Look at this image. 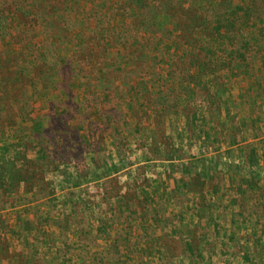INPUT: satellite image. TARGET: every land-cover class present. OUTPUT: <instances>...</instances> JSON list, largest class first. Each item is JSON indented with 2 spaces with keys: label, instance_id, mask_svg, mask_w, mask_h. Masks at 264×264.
<instances>
[{
  "label": "trees",
  "instance_id": "16d2710c",
  "mask_svg": "<svg viewBox=\"0 0 264 264\" xmlns=\"http://www.w3.org/2000/svg\"><path fill=\"white\" fill-rule=\"evenodd\" d=\"M68 1L0 0V132L15 141L10 157L0 162V208L15 206L23 199L20 196L22 185L27 192L31 181L53 167H59L56 161L61 163L64 156L68 158L75 151L80 152L77 159L84 156L87 144L78 128L71 127L74 117L81 116V98L73 96L71 84L79 79V90L88 93L86 101L91 105L99 102L98 91L112 96L123 88L129 90L137 78L144 80L154 66L149 62V53L154 43L163 37L166 30L164 24L171 25L170 37L175 35L183 43L184 49L174 72L178 75L179 71L181 83H187L184 89L191 99L185 106H180L177 103L178 92L170 91L167 95L154 90L146 91L145 85L148 84L140 80L134 90L140 108L152 105L156 132L166 131L167 118L175 109L179 110L180 116L187 118L190 125L195 123L192 116L200 109L199 106L206 105L211 114H215L228 102L238 109L237 115L242 111L235 106V101L227 98L230 78H223L221 74L229 67L230 61L239 60L241 54L246 56L245 61L249 60L250 53L257 55V47L251 45L264 36V27L258 29L256 26V31L251 32L245 26L253 21L264 24V0H207L205 3L201 0H93L89 7L80 3L83 0H73L74 10L67 11ZM80 15L83 20L79 23L77 18ZM74 21L79 28L75 33L72 31ZM5 39L18 45L19 49L13 52L12 47L4 44ZM213 44L217 45L215 51L212 50ZM262 57L263 60L264 55ZM98 65L104 66L102 70L98 69ZM206 75L212 76L209 78L210 85L198 81ZM33 79L37 80L36 86L31 85ZM258 81L257 95L264 98V76ZM38 88L53 98L47 101L46 114L38 112L28 102ZM107 105L108 108L103 110L102 125H107L110 120L116 121L119 131L123 122L109 100ZM258 106L263 109L264 102ZM259 112L250 121L253 138L264 135L262 123L261 129L258 128L261 122ZM141 116L144 117L143 113ZM232 120L227 137L237 145L244 141L240 135L243 124L235 117ZM245 121L247 124L248 121ZM93 126L89 125L90 130ZM139 131L143 138L146 128L142 124ZM68 132L73 136H69ZM170 148L166 147L160 155L169 160L181 157L180 152L178 154L177 150ZM155 155L159 156L157 152ZM33 156H37L35 160L31 159ZM249 160L253 164L258 162L256 151L250 153ZM93 167L85 175L92 173L96 179H101L103 166L98 163ZM259 175L252 174L251 178L256 179ZM195 179L196 182L201 179L204 184L201 174ZM78 183L75 182L76 185ZM186 189L200 195L199 200H194L196 207L212 206L213 202L201 194L202 187L198 188L188 181ZM11 194L13 198H10ZM60 227V234L65 238L68 227ZM26 229L31 231L32 228L29 226ZM0 230H7L1 216ZM37 240L44 245L49 242L47 235L40 239L37 237ZM159 242L168 264L174 263L180 251L189 253L192 249L203 255L199 238L191 231L182 229L175 238L164 236ZM258 242L257 252L261 256L264 254V240ZM173 243H179L180 248L173 247ZM7 244L0 236V262L8 259ZM18 257L16 264H40L35 257L32 261L19 254ZM253 258L261 263V258Z\"/></svg>",
  "mask_w": 264,
  "mask_h": 264
},
{
  "label": "rangeland",
  "instance_id": "374dc122",
  "mask_svg": "<svg viewBox=\"0 0 264 264\" xmlns=\"http://www.w3.org/2000/svg\"><path fill=\"white\" fill-rule=\"evenodd\" d=\"M206 1L207 0H201L202 3H205ZM68 2L69 3L66 6L67 11L74 10L73 0H69ZM92 2L93 0H83L80 3L89 7ZM82 17L83 16L80 15L77 18L79 23L83 20ZM253 22L254 23L245 26L246 30L253 32L257 28L260 29L264 27V24L259 21ZM164 26L166 30L164 31L163 37L154 43L152 50L149 53V62L154 66L151 67V71L144 80L137 78L134 81L135 83L131 84L129 90L123 88L122 90L117 91L118 94H115L114 92L112 96L108 95L106 92L98 91L97 96L99 102L91 105L87 104L88 101H86L88 99V93L86 94L85 91L83 92L82 90H79V79L77 78V80L71 84L70 90L73 92V96H79V99L81 98L79 104L81 116L74 117L75 119L72 122L71 127L76 126L78 128V132L80 131L81 138L84 139L85 144H87L86 148L88 149L84 151V156L80 159H77L80 152L75 151L74 153H70V157L68 158L64 156L63 160L60 161L61 163L56 161V164L58 163L57 165H59V167H53L49 172L39 175L35 181H31L29 183L30 188L27 192L24 191L25 185H22L20 188V196L24 200H20L15 206L0 208L1 217H3V211L15 209L11 214L8 213V215H6L9 220L4 217L7 230L4 232L0 230V236L8 243L6 254L8 259H4L0 264H16L19 260L18 254L20 257H23L26 260L30 259L31 261L35 257V260L40 264H90L81 261L77 262V260H75L77 252L75 254L74 252L77 249L73 244V240H75V230H77L78 227L80 228L82 225L84 229H89V223L95 224L93 227H96V224H99V212H93L90 209L100 207V211L103 209V213L109 212L113 208L121 207L122 203H119L120 199L113 198L121 194L124 196L123 199L127 196L126 201L129 206H137V203L142 204V200L140 199L141 195L138 192L141 189L144 191V187L148 185L147 183L149 180L144 177V166L140 164L144 161L146 154L141 151L144 142L139 135L140 131L137 134L133 131H135V127L138 128L140 118H142L141 114L144 113L145 110L140 108V102H138V97L136 96L134 88L141 80L142 83L148 84V86L145 85L146 91L152 92L154 90L156 92H164V94L167 95L170 94V91H173L174 93L178 92V102L183 103V105L178 103L180 106H185L186 101L182 100H185L186 96H188L187 98H190L189 95H187L188 93L186 92V89H184L187 88V83H181L179 71H177L178 75H175L174 72L176 68L175 64L180 61L179 56L184 49L183 43L177 39V36L175 35L172 38L170 37L172 35L170 24H164ZM256 26L257 28H255ZM78 30L79 28L75 25L72 31L75 33V31L78 32ZM263 37L264 36H261L259 39L252 42L251 46L257 47L256 56H254L253 53H250L248 56L249 60L245 61L246 56L241 54L239 60L230 61L229 67L223 69L224 74H221L224 76L223 78L232 76L231 79H228L230 82L228 87H233V91L228 90L226 95L228 93H234L237 95L236 100L234 99L236 103H233L241 108L242 111L239 114H242V122L245 120L248 121L246 124V127L248 128L252 127L250 123L252 115H258L259 111L261 114L259 116L261 117L259 118L261 119V122H259L258 128L261 129V123L264 128V108L261 109L258 105H256L255 108L253 107L255 105L254 101L260 98L258 97L259 95H257L258 85L260 83L258 80L262 79V76H264V59L262 60V55H264ZM4 44L12 47L13 52H16V50L19 49L18 45L12 43V41L8 39L4 40ZM212 47V50L215 51L217 45L213 44ZM229 57L230 56H228V58ZM102 67L101 65H98V69L102 70ZM211 77L206 75L201 77V79H198V81L203 83L208 82L210 85L209 78ZM152 79L154 80V83H151ZM36 84L37 80L33 79L31 85L36 86ZM31 85L29 83V86ZM51 99L53 98L50 94L45 90L38 88L36 95L33 99L28 100V102L32 108H35L38 112L46 114L48 110L47 107L49 106L47 101ZM260 99L261 102H264L263 97ZM108 100L112 103L114 110L118 112L119 120L123 122V127L120 124L119 131L116 121L114 123L110 120L107 125H102L104 124L103 110L108 108ZM52 102H54V100ZM199 108L197 114L202 110L203 106H199ZM182 117V120L176 121V133L177 129L178 132H180L179 130H182V127H184V130H187H183L187 133L192 128L202 127V122H204L203 117L201 119H196V122L190 125L188 124L187 118L185 116ZM83 118L84 120L81 122V119ZM198 120H200V123ZM126 123L128 125H126ZM91 124L94 125L92 130L89 128V125ZM61 132L67 134L66 132ZM251 132L252 128L250 129V134ZM262 133L263 131H261V134ZM68 135L73 136L71 132H68ZM188 135L190 134L188 133ZM164 136L165 135L159 130L156 133V138L159 143L161 141L167 145V147L171 146L170 140ZM247 136L248 138L252 137L249 135ZM263 137L264 135L258 137L259 141L257 142V145L259 144L261 148L258 149L257 154L260 159L256 164L251 163L249 160L250 153L254 152L252 149L253 146H247L243 151L241 150L243 161H239L238 164L232 162L230 163V167H225L224 162L221 160L215 162L216 166H212L208 160L204 159L206 160L204 163L207 165L205 167L202 166V164H204L203 161L197 167L194 160L192 161L194 164H181L178 166L175 173H169L166 172L164 164L159 163L158 165L160 170L158 168L157 171L161 172V176H155L156 180L158 179L159 181L156 188L159 187L160 190L164 188L165 191L170 189V185L172 189L175 188V185L171 183V179L175 178L182 180L186 186L189 181V183L192 182L198 188L202 187V192L205 189L209 190L210 187L215 189L222 187L224 174L226 173H231L229 176H231V178L233 176L235 180L234 182H226L229 188L227 193H234L240 199L239 202H237L235 210L229 204L228 200L226 201V205L229 206L227 214H224L225 209L222 205L216 203L215 206L217 207H214L220 212L219 214L222 216V219L213 223L219 224L220 227L222 225L223 231L212 229L215 225L209 223L210 220H207V214H204L200 219V221L204 220L206 223L204 225L201 223L200 226L197 225L198 227H196L195 231H191L194 235L198 236L199 240H212L210 242L211 244L206 242L207 245L203 247L202 256L198 255L199 252L193 251L201 258L207 254L216 256L212 263H208L203 257L202 259L207 262L206 264H264V254L260 256L257 252L258 240H264ZM177 139L181 143L185 142L184 137L181 139V135H178ZM14 144L15 141L11 139L8 134L5 135L0 132V162H2L4 158L6 159L7 157H10V151L14 147ZM258 146L257 148H259ZM170 149L177 150V153L179 154L180 150H178V148L171 147ZM191 149L192 150L190 151H193L191 154H195L196 158L199 157L198 161L203 160L202 155H204V152H199V150L196 151L193 145ZM156 152V149L151 147L150 153L155 154ZM205 153L209 154L210 152L207 151ZM169 156H171V154H169ZM186 156L187 154L185 157ZM189 156L192 158V155ZM36 157L37 156H33L31 159L35 160ZM156 157L161 159L160 156ZM98 163L103 166L102 181L91 184L93 179L95 180V175L92 173L85 175V173H88L91 168H95L93 165ZM130 164H136V166L125 172H121L123 167H127V165ZM181 166H184V168H180ZM172 168H175V166ZM225 168L228 169L226 170ZM185 171H189V173L185 174ZM251 171L253 172L252 174H260L259 177L256 179L251 178ZM155 174L157 175L156 171ZM200 174L201 177L203 174L204 178L205 175H213L212 182L210 180L209 184H206L205 182L203 184L201 179L197 182L196 179L193 180ZM76 181L79 182L77 185L75 184ZM10 196V198H13L14 195L11 194ZM77 196L78 201L80 203L82 202L83 206H87L86 209H89L87 210L88 212H86L85 219L83 218V224L74 219L75 207L78 206V204H75ZM8 204L9 203H7V205ZM138 206L141 207L140 205ZM0 207H2L1 201ZM105 209L107 211H105ZM9 215H11V217H9ZM180 218L192 219L190 213L188 216H180ZM66 223L67 225H65ZM60 225L68 227V230L65 233V238L60 234ZM29 226L30 228L33 227L31 231L26 229ZM160 227L162 226L160 225ZM37 232H39L40 235ZM44 235H47L49 239V242L45 245L41 241H36L37 237L40 239V237ZM225 241L226 243L224 247H218V245H222ZM215 242L218 244L215 245ZM178 245L179 243H173V247L180 248ZM186 254V251H180V256L183 255L186 257ZM248 256L249 259L247 260L246 257ZM253 257L261 258V263L259 261L257 262ZM185 262H187V264H194L190 259L189 261L185 260ZM27 264H30V262ZM163 264H168V259H165ZM173 264L178 263L174 261Z\"/></svg>",
  "mask_w": 264,
  "mask_h": 264
},
{
  "label": "crops",
  "instance_id": "0c3cea01",
  "mask_svg": "<svg viewBox=\"0 0 264 264\" xmlns=\"http://www.w3.org/2000/svg\"><path fill=\"white\" fill-rule=\"evenodd\" d=\"M229 78L231 79L232 76H229ZM151 83H154L153 79L151 80ZM227 88L229 91H233V87ZM228 94L227 98L231 101H234V99H236L237 95H235L234 93L229 95ZM190 99L191 98L186 97L185 100L183 99L182 101H186L187 103ZM258 99L254 101V108L256 105L261 103V99ZM177 103H181V105H183V103L178 102V100ZM144 110V117L141 118L142 120L140 119L139 126L142 124V126L146 128V134L142 138L144 145L143 147H141L142 150H140L142 151V153L146 154V157L140 165L144 166L143 175L149 181L147 183L148 185L146 184L147 186L144 187V191L141 189L138 192L141 195L140 199L142 200V204L137 203V206L140 205L141 207L138 206L137 208V206L135 205L129 206L126 201L127 196L125 199H123L124 196L121 194L113 197L115 199H120L119 203H122L121 207L113 208L109 212L103 213V209L102 211H100V207L95 209L91 208L90 210H92L93 212H99V224H96V227H93L95 226V224L89 223V229H84L81 225L80 228L78 227L77 230H75V240H73V244L77 249L74 252V254L77 252L75 255V260H77V262L81 261L83 263L90 264H163L165 262L166 255L162 249V245L159 242L162 237L166 236L173 239L179 234L180 230L182 229L185 231L195 230L196 227L201 225V223L202 225L206 223L204 222V220L200 221L201 217L204 214H207V220H210L209 223L215 225L212 229L223 231L222 225L221 229L219 224L213 223L218 222L220 219H222V216L219 214L220 212L214 208L217 207L215 206V204L217 203L218 205H222V207H224L225 209L224 214H227L229 206L226 205V201L228 200L229 204L235 210L237 202H239L240 200L236 194L227 193V190L229 188L226 182L235 181L233 176V179L231 178V176H229L231 175V173L224 174L222 187L217 189L210 187L209 190L205 189L201 193L208 200L213 202L210 208L196 207L194 204V200H199L198 196L200 195H197L195 192L187 191L186 185H184V182H182V180L176 178L171 179V183L175 185V188L172 189L171 185L169 184L170 189L165 191L164 188H162L161 190L159 189V187L156 188L159 181L158 179L156 180L155 177L161 176V172L157 171V169L159 168V163L164 164V167H166V172L175 173L179 165H186V163H190L192 165L194 164V162L192 163V161L194 160L197 167L200 165V163H202V161L204 163L206 160H208L212 166H216L215 162H218L219 160L224 162L225 167H230V163L232 162L234 164H238L239 161H243V154L240 150V148L243 146H253V151H256L258 153V149L261 148L259 144V146L257 145L259 138H248L247 135L251 136L252 132L250 134V128L246 127V121L242 122V114L237 115L238 109H236V107L233 108V106L228 104L227 102L221 107L219 111H216L215 114H211L208 107L204 105L202 110L199 111L198 114L195 113L192 116L194 121L196 119H201L204 117L202 127H196L190 130L188 129L189 131L187 133L184 132L187 131L184 130V127H182V130H179L180 132H178L177 129L176 133V121L182 120L183 117L179 115V110L175 109L172 115L167 118V128L163 133L165 135L164 137L170 140L171 147H176L178 148V150H180L179 152L181 157H176L172 160L166 159L162 157V155H160V153H163L165 151L167 145H165L161 141L159 143L158 139L156 138V123L153 116L154 114L152 112V105L146 104ZM252 116L254 117V115ZM233 117H235V120H238L243 124V127L240 128V135L244 141L237 145H234L231 142L230 138H228L230 135ZM198 121L200 123V120ZM138 128L135 127V131L133 132L137 134ZM188 133L190 135H188ZM178 135H181V139L182 137H184V143H181L177 139ZM262 139H264V137ZM192 145L195 147L196 151L199 150V152H204V155H202L203 160L198 161L199 157L196 158L195 154H191L193 152L190 151L192 150ZM257 146L259 148H257ZM151 147L156 150L158 149L157 154H159L161 159L156 157L158 155L150 153ZM207 151H209L210 153L206 154L205 152ZM229 151H233V153L230 155L228 154ZM186 154L187 156L185 157ZM189 155H192V158ZM171 165L172 167L175 166V168H172ZM135 166L136 164L127 165V167H123L121 172H125L126 170L134 168ZM202 166L205 167L207 165L206 163H204L202 164ZM180 168H184V166H181ZM225 169L227 170L228 168ZM155 171L157 172V175L155 174ZM188 173L189 171H185V174ZM203 174V181L206 184H209L210 180L212 182L213 175H205L204 178ZM93 181L91 184L98 183L102 181V179L95 178V180L93 179ZM75 204H78V206L75 207L74 219L77 222L83 224V218L86 216V212H88L87 210L89 209H86L87 206H83L82 202L80 203L78 201V196L76 197ZM14 210L15 209L3 211V218L5 217L9 220L6 215H8V213L11 214V212H13ZM105 211L107 210L105 209ZM189 213L192 217L191 220L180 218V216H188ZM9 217H11V215H9ZM160 225L162 227H160ZM211 241V239H203L199 240V244L200 246L204 247L207 245L206 242L210 243ZM188 243L189 242H187V244ZM225 243L226 241L223 242L222 245H218V247H224ZM216 244L218 243L215 242V245ZM192 252L193 250L190 249L189 253L187 252V254L185 255L186 257H184L183 255L177 257L175 260L176 263L187 264L185 260L189 261L190 259L194 262V264H206L207 262L212 263L214 261V258L216 257L215 255L207 254L203 256L204 259L207 260V262H205V260L202 259L203 257H198L197 254Z\"/></svg>",
  "mask_w": 264,
  "mask_h": 264
}]
</instances>
